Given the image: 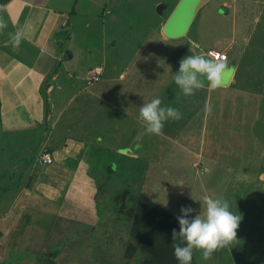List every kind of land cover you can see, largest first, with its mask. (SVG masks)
I'll use <instances>...</instances> for the list:
<instances>
[{"label":"rangeland","instance_id":"374dc122","mask_svg":"<svg viewBox=\"0 0 264 264\" xmlns=\"http://www.w3.org/2000/svg\"><path fill=\"white\" fill-rule=\"evenodd\" d=\"M150 1L127 4L140 16L145 13L130 19L140 35L117 30L107 44L127 47L133 39L137 46L143 41L144 49L151 42L146 57L156 62L134 68L129 84L119 81V70L104 64L103 70L100 62L83 70L81 83L66 84L68 96L62 95L45 124L56 125L51 142L69 141L54 155L44 143L35 153L38 161L41 151L50 152L49 164L29 162L32 149L15 147L36 143L33 124L26 132L0 133L2 264H148L149 245L139 236L145 237V227L152 223L142 221L143 213L154 222L162 209L173 219L167 225L175 224L182 206L195 210L189 217L203 215L205 195L226 200L241 219L235 240L207 261L201 250H194L191 264H264V0H201L189 30L173 38L154 27L177 0H162L160 7ZM92 7L83 8L90 13ZM70 21L55 27V43L82 39L84 25L77 20L73 27ZM88 22L83 39L101 42L102 20ZM215 32L218 37L207 45ZM220 36L223 42L216 43ZM193 37L204 41L202 49ZM209 48L223 50L232 61L235 71L229 82L215 89L200 87L191 96L170 85L182 58ZM126 60L118 59L117 68L126 67ZM93 67L99 74L91 82L86 76ZM113 74L116 81L110 82ZM142 76L144 97L133 92ZM155 97L162 107L182 114L179 120L165 121L159 135L147 134L137 118L141 105ZM63 101L66 106L59 112ZM8 109L9 120L19 115ZM171 235L172 229L166 230L167 241Z\"/></svg>","mask_w":264,"mask_h":264},{"label":"crops","instance_id":"0c3cea01","mask_svg":"<svg viewBox=\"0 0 264 264\" xmlns=\"http://www.w3.org/2000/svg\"><path fill=\"white\" fill-rule=\"evenodd\" d=\"M70 1L72 0H5L0 5V18L7 23V27L0 30V133H2L3 130L7 131V129H12L13 131L24 130V132H26L29 126L33 124L32 130L36 135V143L34 141L33 144L28 146L21 144L15 147L16 149H32L28 151L31 155H29V162L33 159L32 163L35 164H37V160L35 161V153L40 144L44 143L43 146L49 148L51 154L54 155L52 152L56 151L55 149L61 148L64 142L67 143V141H69V138L65 137L66 141L63 143L58 140H55L54 143L51 142L52 138H50V134L56 125L54 127H47L45 124L48 116L54 114L53 108L56 107L62 95L66 94L68 96V92L64 89L66 84L69 85L73 82L81 83L80 78H82L81 74H83V70L99 62L102 63L103 70L104 65H107L110 70H115L116 73L117 70H121L123 72L121 76L119 71L117 73L120 77L119 81H124L129 84V75H131V71L134 68L140 70L142 68V62L144 61H146L145 63L156 62L155 58L146 57L147 48L148 46L150 47L151 42L146 43L144 49H142L144 43L141 40H143V37L139 40L141 41L139 44L140 47L134 43L133 39H128L127 47L124 45L127 43L113 42L107 44V40L112 39V35L117 30H123V33L140 35V33H135L140 32L139 28L137 31H133L132 29V27H137V22L133 21L130 23V19H141L142 15L145 13L143 12L140 16L141 12L137 11L135 7L129 5L130 9L127 5L129 0H73V7L71 8V4L69 9L66 10L65 6L68 5ZM160 1L162 0H152L150 2L152 6L155 3L161 6V3H159ZM177 1L175 3H177ZM63 3L66 4L63 5ZM85 5H92L93 10L87 13L85 8H83ZM74 6H76V9ZM173 7L169 9L162 20H160L159 25H157L158 27H154L156 33L168 37L171 36L164 32L163 24ZM199 8L197 7L194 11L184 32L189 30L191 21ZM138 9H141L140 5H138ZM74 10L76 12H74ZM73 15L76 17H73ZM133 16L137 17L134 18ZM96 17L98 20H102L101 25L103 27L101 28L104 30L101 34V42L99 41V43L98 41L93 42L91 38L83 39V33L85 29L87 31L89 26L88 21H92ZM67 19L71 20L70 22L72 24H75V21L79 20V22L84 25L82 39H75L74 41V43L78 42L80 45L73 46L74 43L60 45L59 43H55L53 30L60 23L64 24ZM18 28L22 29L24 38L21 40L19 47H13L10 34H14ZM216 33L217 32L210 34L212 37H210V40H206L205 43L207 45L210 44L209 42H211L212 39L218 37L215 36ZM105 37H107V39H105ZM171 37L173 38L176 36ZM82 40H84V43L89 42V44L85 43L82 45L80 43ZM220 41L223 42L221 36L216 43ZM192 42L200 49H202L205 44L203 40L196 37L192 38ZM227 45L232 47L231 43ZM136 46L138 48H136ZM115 48H117L116 54L114 52ZM124 49L126 52L123 51ZM121 51L124 53H120ZM201 51L203 50L196 49L195 53L198 54L201 53ZM121 58H126L127 60L126 67L124 66L120 69L117 68L116 62ZM231 62L232 61H228L230 65L232 64ZM148 67L149 66H146L145 68ZM146 70L149 72V69ZM232 75L233 72H231L225 84L230 81ZM107 76L110 78L108 74L105 75V78ZM112 76L110 82L116 81L114 78L116 75L113 74ZM107 78L104 82H107ZM144 79L145 77L142 76L140 79L141 82H138L137 86L133 88L134 91L132 90L138 93L140 97H144L143 91L145 86L144 83L142 84ZM174 84L175 82L172 80L170 85ZM202 87H210V85ZM161 92H163V90L159 93L162 94ZM66 101H63V104H61L59 112L66 106ZM5 107H8L9 111L16 109L19 115L9 120L11 117L8 118L10 115L7 116L5 114ZM11 115H14L13 112ZM45 116L46 118H44ZM41 131H46V133L44 132L43 134V138L40 136ZM50 142L53 144H50ZM37 162L38 164H42L40 161ZM25 163L26 165L29 164L27 162Z\"/></svg>","mask_w":264,"mask_h":264},{"label":"clouds","instance_id":"9594fccd","mask_svg":"<svg viewBox=\"0 0 264 264\" xmlns=\"http://www.w3.org/2000/svg\"><path fill=\"white\" fill-rule=\"evenodd\" d=\"M198 2V0H197ZM7 27V23L0 18V30ZM24 38L22 29H17L10 34L13 47H19ZM207 55H189L179 62V69L174 74L175 84L185 96L195 94V90L203 86L206 79L215 89L225 84L226 76L234 72L227 58L213 59ZM159 97L144 102L139 108L138 120L142 122L147 134L159 135L168 120H179L182 114L178 109L161 106ZM210 111V107L208 108ZM203 215L189 217L195 210L190 206H182L180 215L176 217L179 231L172 230L173 240L179 239L174 244L173 254L179 264H191L194 250H201V257L207 261L213 253L220 248L228 246L236 239L241 217L229 210V204L222 198H213L205 195L202 197Z\"/></svg>","mask_w":264,"mask_h":264},{"label":"trees","instance_id":"16d2710c","mask_svg":"<svg viewBox=\"0 0 264 264\" xmlns=\"http://www.w3.org/2000/svg\"><path fill=\"white\" fill-rule=\"evenodd\" d=\"M4 1L5 0H0V5ZM160 210L161 212L157 213L159 219L154 222L152 221L148 222L147 217H144L145 216L144 213L141 216V219L144 223H152L148 227H145L144 236L145 234L146 236L145 237L139 236L141 240L143 239L149 245V255H148V260H146V262H148V264H152V263L160 264L161 262L159 263V260H162V258L165 257L164 258L165 262L161 264H168L170 262L171 263L176 262L177 264H179L178 260L176 258H173L175 257L173 254L174 251L173 246L175 243L180 242L179 239L173 240V237L171 235L172 240L167 241L164 236V234H166V230L176 229L177 232L179 231L178 221L174 220L175 224L172 223L170 225H167V223L171 222L170 220L172 218L169 217V215L165 211H163L162 209ZM139 222L142 223L141 220H139ZM155 228H157L158 230H156Z\"/></svg>","mask_w":264,"mask_h":264},{"label":"water","instance_id":"95a60500","mask_svg":"<svg viewBox=\"0 0 264 264\" xmlns=\"http://www.w3.org/2000/svg\"><path fill=\"white\" fill-rule=\"evenodd\" d=\"M200 1L201 0H198V2L197 0H178L163 24L164 32L171 36L182 34L190 22L194 11L199 6ZM196 55L207 54L198 53ZM230 74L231 73L226 76L225 82L229 79ZM209 84L210 82L204 79L203 86H208Z\"/></svg>","mask_w":264,"mask_h":264},{"label":"built area","instance_id":"2783aa9c","mask_svg":"<svg viewBox=\"0 0 264 264\" xmlns=\"http://www.w3.org/2000/svg\"><path fill=\"white\" fill-rule=\"evenodd\" d=\"M205 53L212 57L213 59H221V58H225L226 57V52L224 51H220V50H216V49H206ZM98 74H99V68L97 67H93L91 68L88 73H87V79L91 82L95 81L98 78ZM52 160V156L50 154V152L43 150L40 152L39 157H38V161H40L42 164H49ZM0 264H2V262L0 261Z\"/></svg>","mask_w":264,"mask_h":264},{"label":"bare ground","instance_id":"6f19581e","mask_svg":"<svg viewBox=\"0 0 264 264\" xmlns=\"http://www.w3.org/2000/svg\"><path fill=\"white\" fill-rule=\"evenodd\" d=\"M158 7H160V6H158Z\"/></svg>","mask_w":264,"mask_h":264}]
</instances>
